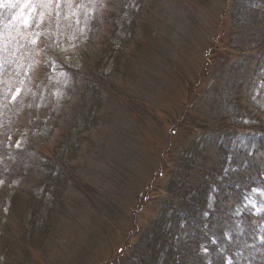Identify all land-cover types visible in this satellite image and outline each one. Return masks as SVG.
Here are the masks:
<instances>
[{"label": "rangeland", "instance_id": "obj_1", "mask_svg": "<svg viewBox=\"0 0 264 264\" xmlns=\"http://www.w3.org/2000/svg\"><path fill=\"white\" fill-rule=\"evenodd\" d=\"M239 1L89 0L86 4H81L80 0H2L1 7L11 6L15 13L4 26L2 32L5 35L0 34V66L13 58L10 42L17 45L24 40L29 42V46H26L23 61L27 64L26 59L33 58L28 51L39 42L41 51L34 57L35 63L31 67L37 69L41 64L48 71L41 74V71L36 70L35 74L23 78V90L10 89L6 99L1 97L5 86L0 85V142L6 141V144L19 150H32L26 144L27 137L31 138L29 121L31 118L34 120L32 114L35 112L22 111L29 102L34 83L48 77L54 78L57 88L54 95L70 83L68 75L59 70L62 68L59 58L53 56L56 51L54 45H59L63 50L62 57L67 66H76L86 71L90 67L94 76L99 75L120 86V90L127 95L140 99L138 102L145 107L148 118L147 125H139L135 116L125 111L124 103L104 94L99 88V106L103 105L104 108L98 114V127L95 128L94 125L86 133V142L90 141V144L70 151V157L67 158L70 166L77 168L81 176L90 178L95 190H106L110 194L108 196H112L108 202L105 197V201L108 204L115 202L117 209L128 216V224H120L102 232L103 221L99 217L91 218L90 207L71 184L58 190L56 186L46 187L36 173L38 165H31L33 169L28 171V179H18L14 185L8 186L9 190L21 185V195H17L16 201L8 200L0 205V264L15 263L12 258L8 259L10 256L6 257L7 254L1 248L7 249L8 254H14L13 259L25 264H107L125 247L128 236L136 227L144 228L163 213L165 206L163 202L157 201V197L168 195L169 198L177 192L179 186L178 180L171 175V169L176 163L181 166L189 165L193 159L199 160L197 157L208 158L212 154L211 138L206 134H195L191 136L188 146L180 147L181 153L177 155L178 151L175 149L178 145L173 131L180 132L176 123L186 116L185 108H189L187 113L192 116L201 117L194 103L199 97L203 99L208 89L212 91L215 86L205 76L207 62L209 64L213 60V51H226L229 38L237 32L232 30V8ZM120 6H123L128 27H132L122 36V39L126 38L123 42L124 50L121 49L122 42L115 40L102 44L105 40L103 34H109L108 39L111 37L110 23L102 19L120 12ZM54 7L66 11V21L75 22L81 31L80 38L71 36V43L76 44L71 48L67 40L59 38L57 28L54 29L55 32L51 31L58 22L48 14ZM96 13V25L98 23L102 26V30L95 41L90 40L93 45L88 48V44L85 45L87 24L94 20ZM59 17L60 15L57 18ZM19 22L21 25L15 27ZM23 26L25 31L21 33ZM242 33L249 34L247 31ZM65 35L64 33L63 36ZM79 39L81 44L77 43ZM43 53L46 58L38 60ZM242 58L243 56H233L232 59L241 63ZM48 62L52 64H47ZM248 64L257 67L254 61ZM15 72L13 70L10 76H15ZM207 73H211V67ZM43 83L45 84V80ZM244 88L246 95L252 91L250 85L249 88L248 85ZM253 95L256 96L255 91ZM17 97L19 101L16 116L4 113L3 104ZM38 97L39 95L34 96L35 101ZM52 101V104H60L57 103L60 102L59 99ZM8 120L11 121L9 127L4 129ZM91 125L93 124H89L87 129ZM61 133L54 135L47 147H40L44 149L41 150L43 157H51L53 147L58 146L57 142L63 135ZM231 138L230 143L225 137L219 142L233 149H245L251 144L244 136ZM204 150L210 153L204 154ZM52 156L54 157L53 152ZM30 158L36 159L33 163L40 162L31 153ZM115 174L125 177L123 184L126 183V186H118L120 190L117 193L116 183L113 181ZM24 181L27 185L23 184ZM32 186H37L33 195ZM3 187L4 183L0 182V189ZM98 194L104 195L99 191ZM260 195L262 193L254 189L245 199V206L254 215L262 212L258 197ZM60 203L65 207L67 217L59 216L57 210Z\"/></svg>", "mask_w": 264, "mask_h": 264}, {"label": "trees", "instance_id": "obj_2", "mask_svg": "<svg viewBox=\"0 0 264 264\" xmlns=\"http://www.w3.org/2000/svg\"><path fill=\"white\" fill-rule=\"evenodd\" d=\"M88 1L80 0V3L86 4ZM244 2L245 6L241 7ZM1 3L2 0L0 34L5 35L2 31L14 15L15 9L11 6L1 7ZM119 9L120 12L117 14L112 13L102 19L110 23L111 34L110 39L107 37L109 34H103L105 40L102 44L115 40L122 42L121 49L124 50L123 42L126 38L122 39V36L132 27H128L123 6ZM48 14L58 21L51 31L55 32L54 29L57 28L59 38L67 40L70 48L75 46L76 44L71 43V36L80 38L81 31L75 22L66 21L67 12L54 7ZM31 18L33 20V17ZM97 21L98 13L95 14L94 20L87 24L85 45L88 44L86 45L88 48L93 45L90 40L95 41L102 30V26L100 27L98 23L96 25ZM21 23H17L15 27L18 28ZM29 24L33 25V22ZM232 24V30L237 32L229 38L227 50L222 53L213 51V60H210L209 64L207 62L205 76L211 85L215 86L212 91L208 89L203 99L199 97L194 103L201 117L192 116L187 113L189 108H185L186 116L181 122L176 123L180 132L173 131L175 143L179 147L175 149L178 151L177 155L181 153L180 147L188 146L191 136L195 134H206L211 138L212 154L208 158L197 157L199 160L193 159L189 165L181 166L180 163H176L171 169V175L178 180L177 192L169 198L168 195L157 197V201L163 202L165 206L163 213L144 228L136 227L128 236L125 247L107 264H264V0H240L234 3ZM20 31L24 32L25 27H21ZM242 31L249 34L242 35ZM21 42L17 45L10 42L13 58L4 61L0 66V85L5 86L4 95L1 97L4 99L12 88L23 90L25 83L23 78L35 74L36 70L41 71V74L46 70L41 64L37 69L31 67L32 63H35L34 57L41 51L40 43L30 48L28 52L33 58L26 59V64L23 59L29 42L24 40ZM79 42L80 39L77 43ZM54 46L56 51L53 56L59 58V65L62 67L59 70L68 75L70 83L57 95H54L57 90L54 78L48 77L34 83L29 102L22 111L35 112L32 114L34 120L31 118L29 121L28 131L31 132L29 134L31 138L27 137L26 144V147H31L32 150L23 151L6 144V141L0 142V182L4 183V187L0 189V205L8 200L16 201L17 195H21V185L9 190L8 186L14 185L18 179L20 181L28 179V171L33 169L31 165L34 167L38 165L36 173L40 177V182L46 187L56 186L57 190L71 184L90 207L91 218L99 217L100 221H103L102 232H105L120 224H128V216L117 209L115 202L107 203L112 196H108L110 194L106 190H95L90 178L81 176L77 168L70 166L68 153L84 144H90V141L86 142L88 140L86 133L91 131L94 125L95 128L98 127V114L104 108L103 105L99 106V88L104 94L124 103L125 111L133 114L143 127L147 125V112L138 102L140 99L127 95L120 90V86L111 81L99 75L94 76V71L90 67L86 66L89 68L86 71L76 66H67L62 57L63 50L59 45ZM215 48L214 46V50ZM233 56L239 58L243 56L242 62L236 63L232 59ZM45 58L43 53L38 60L42 61ZM95 60L96 58L93 61ZM250 61H254L257 67L255 65L251 67L248 64ZM209 67L210 74L207 73ZM13 70L16 71L15 76L11 77ZM219 80L221 81L218 82ZM245 85H248V88L250 85L252 89L249 94L247 91L248 95L245 94ZM254 91L256 96L253 95ZM38 95V100L35 101L34 96ZM57 99L60 100L57 102L60 104H52V100ZM18 101L19 97L4 103V113L16 116ZM31 104L33 106H29ZM10 122L8 120L5 123L4 129L9 127ZM89 124L93 125L87 129ZM183 130L184 132H181ZM25 132L27 134V131ZM61 132L63 135L57 142L58 146L52 149L54 157L52 152L50 158L43 157L41 150L44 149L40 147H47L50 139ZM239 136L246 137L244 138L246 140L248 138L251 141L250 146L245 149L236 147L233 149L219 142L225 137L230 143L231 137ZM62 150L64 153H61ZM208 150H204V154H207ZM30 153L40 162L33 163L36 159L30 158ZM42 159L46 161L43 162ZM56 170L57 174L53 175ZM124 179L125 177L120 174L113 176L116 193L120 186H126V183L123 184ZM23 184L27 185L25 181ZM40 186L41 184L38 185ZM32 187L33 195L37 186ZM254 189L262 193L258 196L262 206L259 215H254L253 211L245 206L246 197ZM98 191L104 195L98 194ZM119 193H122V189ZM191 193L192 195H187ZM57 211L59 216L67 217L62 203L59 204ZM1 249L7 254L6 257L10 256L8 259L12 258L15 261L14 264H25L23 261L13 259L14 254H8L7 249Z\"/></svg>", "mask_w": 264, "mask_h": 264}]
</instances>
